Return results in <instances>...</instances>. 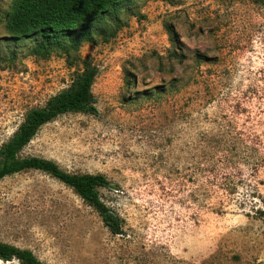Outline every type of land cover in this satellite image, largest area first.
<instances>
[{"label": "rangeland", "instance_id": "1", "mask_svg": "<svg viewBox=\"0 0 264 264\" xmlns=\"http://www.w3.org/2000/svg\"><path fill=\"white\" fill-rule=\"evenodd\" d=\"M17 1L0 0V146L88 59L97 113L56 117L19 156L103 175L122 232L28 169L0 180V242L45 264H264V0H118L45 47L10 33Z\"/></svg>", "mask_w": 264, "mask_h": 264}, {"label": "trees", "instance_id": "2", "mask_svg": "<svg viewBox=\"0 0 264 264\" xmlns=\"http://www.w3.org/2000/svg\"><path fill=\"white\" fill-rule=\"evenodd\" d=\"M118 0H18L7 14V28L10 33L27 35L34 31L41 33L45 42L63 35L72 41L76 34L87 35L89 21L105 14ZM82 32V33H81ZM47 44V45H46ZM96 67L85 58L81 67L73 71L70 85L50 96L45 105L29 110L12 136L0 146V180L6 176L35 169L43 171L72 188L83 201L92 206L105 227L112 234H121L119 217L101 200L98 188L109 187L110 182L101 174H77L62 170L54 161L36 157H20L19 152L33 138L38 129L56 117L70 112L95 115L96 100L91 87L96 76ZM264 217V211H260ZM17 259L20 264H45L30 250L20 249L0 242V260Z\"/></svg>", "mask_w": 264, "mask_h": 264}]
</instances>
